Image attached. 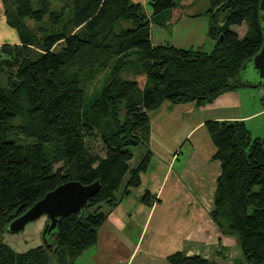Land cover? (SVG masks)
Returning a JSON list of instances; mask_svg holds the SVG:
<instances>
[{"label":"trees","instance_id":"obj_1","mask_svg":"<svg viewBox=\"0 0 264 264\" xmlns=\"http://www.w3.org/2000/svg\"><path fill=\"white\" fill-rule=\"evenodd\" d=\"M3 1L15 6L7 22L20 39L0 44V231L62 183L100 180L101 189L59 218L53 249L41 244L22 252L0 241V264H73L94 247L108 218L104 205H116L126 174L123 197L142 183L152 153L131 168L130 147L148 142L150 112L164 102L200 107L242 86L264 88L258 78L246 79V64L264 42L261 0H210V51L152 42V23H179L194 0H147L151 15L135 0H68L60 10L52 0H38V8L33 0ZM30 20L44 23L40 31L28 29ZM244 23L241 37L232 26ZM127 68L133 78L122 75ZM103 72L104 84L87 104V83ZM206 126L221 163L212 218L237 240L236 264H264V136L253 137L239 119ZM96 139L105 155L94 150ZM142 200L151 203L150 193ZM168 260L211 264L182 252Z\"/></svg>","mask_w":264,"mask_h":264},{"label":"crops","instance_id":"obj_2","mask_svg":"<svg viewBox=\"0 0 264 264\" xmlns=\"http://www.w3.org/2000/svg\"><path fill=\"white\" fill-rule=\"evenodd\" d=\"M214 44L212 39L210 50ZM223 94L221 103L164 102L150 112L148 142L141 145L152 159L141 185L123 197L125 181L116 205H104L108 218L97 244L73 264H171L168 258L176 252L199 255L211 264L240 260L237 240L223 235L211 215L221 163L213 159L216 148L206 122L244 120L251 134L257 129L256 137L264 136V88L239 87ZM146 192L151 203L142 200Z\"/></svg>","mask_w":264,"mask_h":264},{"label":"rangeland","instance_id":"obj_3","mask_svg":"<svg viewBox=\"0 0 264 264\" xmlns=\"http://www.w3.org/2000/svg\"><path fill=\"white\" fill-rule=\"evenodd\" d=\"M68 0H52V8L56 10H60L64 4ZM210 0H194L191 4L185 7L186 16L182 19L181 22L175 25H160L156 23H152L151 35L153 43L157 44H166L173 43L176 44L177 47L182 48H199L200 50L209 51L210 46L209 42L212 40L207 34V23L209 21L208 15L206 14L207 10L210 8ZM3 7H2V6ZM34 8H38V0H33ZM146 11L149 15L152 13L151 6L147 3ZM14 11L15 6L6 1L4 3L3 0H0V44H17L19 43V34L17 30L11 27L7 22V11ZM70 8H67V12H69ZM199 15V16H195ZM166 14H163L162 17H166ZM161 20V19H159ZM43 23V22H42ZM42 23L37 24L35 21H28V29L33 30L34 32L40 31V25ZM44 24V23H43ZM232 29L239 33L242 37L247 30V24L244 23L242 26H232ZM62 43V42H61ZM61 45V44H60ZM33 47V46H32ZM34 49L39 50L37 47H33ZM122 75L126 78H133L134 72L132 73V68H127L123 71ZM257 79L258 73L250 68L249 73L247 74L246 79ZM105 72L100 73L92 82L87 83V92H86V103L89 104L90 97L93 92H95L96 88H102V84H104ZM246 87V86H242ZM257 92L263 88H254ZM230 92V91H228ZM224 95V94H221ZM221 95L216 98L214 101L216 103H221L222 99ZM213 101V102H214ZM235 102H239L238 98L235 97ZM210 102V103H213ZM252 136H259V130L252 129ZM92 146L95 151L99 152L101 155H105V151L99 139H96L92 142ZM51 147V145H50ZM134 154V158L130 162V167H136L140 161L142 160V156L145 152V147L143 145L132 146L130 147ZM62 166V163H58L55 165V169L57 170ZM129 177V173L126 174L124 182L121 188L124 187L125 181H127ZM117 190L116 193H119ZM215 222V221H214ZM47 223V216H42L36 221L30 222L26 225V227L18 232H11L9 230H1L0 231V241H4L13 247H15L18 251H26L31 247L38 246L44 244L43 231ZM240 260H242L240 256ZM239 260V261H240Z\"/></svg>","mask_w":264,"mask_h":264},{"label":"water","instance_id":"obj_4","mask_svg":"<svg viewBox=\"0 0 264 264\" xmlns=\"http://www.w3.org/2000/svg\"><path fill=\"white\" fill-rule=\"evenodd\" d=\"M260 9L264 31V0L260 1ZM249 64L258 73V83H264V42L260 50L248 60L246 66ZM100 189V180L90 184H83L76 180L62 183L48 191L25 213L13 219L9 224V231L18 232L24 229L28 223L47 216L48 222L43 231L44 244L47 248L53 249L58 234L54 239H51V235L58 227L59 218L79 211Z\"/></svg>","mask_w":264,"mask_h":264}]
</instances>
